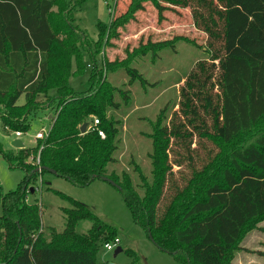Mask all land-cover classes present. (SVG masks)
I'll list each match as a JSON object with an SVG mask.
<instances>
[{"label":"trees","instance_id":"16d2710c","mask_svg":"<svg viewBox=\"0 0 264 264\" xmlns=\"http://www.w3.org/2000/svg\"><path fill=\"white\" fill-rule=\"evenodd\" d=\"M86 1L0 0V117L5 127L27 133L31 114L57 103L50 131L36 149L20 150L17 157L26 172L24 181L16 190L0 194V264H98L99 244L117 240L113 227L61 193L57 194L73 208L64 210L66 229L53 230L46 238L41 208L28 203L32 184L48 173L37 172L41 167L79 188L103 177L112 180L135 223L180 264H233L245 234L264 220V0H130L123 14H111L109 26L98 24L95 43L75 24V12ZM148 3L160 20L167 11L190 9L195 28L208 37L204 48L210 62L199 63L186 77L181 121L176 117L168 125L163 117L153 126L151 175L136 166L134 184L126 171L117 174L109 169L116 162L122 128L109 112L116 108L117 94L126 104L130 95L114 87L108 71L123 62L104 61L99 69L96 56L100 46L115 38ZM170 42H148L137 50ZM85 52L94 61L91 87L79 93L69 81L84 74ZM125 71L130 85L146 88V79L137 70L128 65ZM50 91L56 95L48 97ZM41 96L48 97L47 103L40 101ZM21 97L25 104L18 106ZM90 116L99 125L82 134L84 124L91 126ZM255 132L253 141L229 153L216 179L202 180L222 155V145ZM195 139L199 145L203 141L212 145L198 168L191 154ZM38 155L39 165L28 161ZM186 163L189 170L177 179L174 168ZM83 220L93 226L87 234H78L76 227Z\"/></svg>","mask_w":264,"mask_h":264},{"label":"rangeland","instance_id":"374dc122","mask_svg":"<svg viewBox=\"0 0 264 264\" xmlns=\"http://www.w3.org/2000/svg\"><path fill=\"white\" fill-rule=\"evenodd\" d=\"M129 3L130 0H108L107 4L103 0H87L84 6L75 12V24L89 36L91 43L98 42V24L109 26L111 23L112 15L109 10H112L115 16H119L127 10ZM54 12L57 14L58 9L55 8ZM163 17L164 19L160 20L157 9L152 4H146L145 10L137 13L135 19L120 29L115 38L100 46L101 51L96 56V65L99 69L104 67V61L123 62L114 70L108 71L114 87L128 91L130 95L126 104L117 94L114 98L116 108L109 112V116L122 124L116 162L109 169L117 174L126 171L134 184L138 177L134 171L136 166H139L148 177L151 175L153 126L163 117L164 123L168 125L176 120V117L181 121V90L185 86L186 77L199 63L210 62L204 48L207 46L208 37L195 28L190 9L167 11ZM178 37L187 40L175 39ZM166 41L171 42L163 46L146 47L142 51L137 50L148 42ZM83 65L84 74L81 77H72L69 81L70 86L79 93L86 92L91 87L89 79L94 61L88 52L83 54ZM128 65L146 79L148 84L146 88L138 83L129 84L130 78L125 71ZM103 71L106 72L105 68ZM55 95V91H50L48 97ZM48 97L41 96L39 99L47 103ZM24 104L25 99L21 97L17 105ZM56 107L57 103L52 106L46 104L43 110L31 114L29 132L23 133L21 138L25 149H36L40 140H36L35 135L40 131L47 133L50 131ZM96 120L98 119L95 116H90L87 123L91 125ZM256 134L257 132L244 134L230 145H222V155L202 180L207 182L216 179L219 170L227 163L229 153L253 141ZM15 140V133L5 127L0 117V194L16 190L26 176L17 159L20 149L12 146ZM201 143L204 145H199V139H195L192 146L196 149L191 152L196 168L207 159L208 150L212 149L211 144L205 141ZM6 154H12L11 161L6 159ZM186 164L183 168H174L177 179L180 178V172L183 174L189 170L188 163ZM30 189H34V192L29 193L28 203L37 204L41 208L42 232L46 238H50L53 230L62 233L66 229L64 210L72 209L73 205L68 199L57 194L61 193L86 205L101 222L116 231V238L120 241L117 248H121L122 252L115 256L117 248L107 250L104 247L105 243L102 242L96 251L98 264H180L175 257L162 252L151 242L147 232L135 223L119 190L111 184L97 179L90 186L79 188L63 178L45 173ZM92 226L88 220L80 221L76 232L87 234ZM236 253L233 264H264V220L245 234Z\"/></svg>","mask_w":264,"mask_h":264},{"label":"built area","instance_id":"2783aa9c","mask_svg":"<svg viewBox=\"0 0 264 264\" xmlns=\"http://www.w3.org/2000/svg\"><path fill=\"white\" fill-rule=\"evenodd\" d=\"M103 2L107 4V3H108V0H103ZM109 12L112 14V10H109ZM88 67H91V66H88ZM98 125H99V121L96 120V121H94V123L91 124V126L89 127L88 130H89V131H92V130H94V128H96ZM14 133H15L16 140H17V139L21 140V138L23 137V133H21V132H14ZM98 134H99L100 137L104 138V133H103L102 131L98 130ZM46 135H47V132H45V131H40L39 133H37V134L35 135V139H36V140H41V139H43ZM29 162H31L33 165H39V164H40V157H39V155H38V157H37L36 159H34L33 157H30V158H29ZM119 244H120V241L117 239V240H115L114 243L106 244L104 247H105V249L112 251V250H114L115 248H117Z\"/></svg>","mask_w":264,"mask_h":264},{"label":"water","instance_id":"95a60500","mask_svg":"<svg viewBox=\"0 0 264 264\" xmlns=\"http://www.w3.org/2000/svg\"><path fill=\"white\" fill-rule=\"evenodd\" d=\"M51 118V117H50ZM86 130H87V124H84L82 127H81V133L82 134H85L86 133ZM12 146L16 149H20V150H23L25 149L24 147V144L22 143L21 140L17 139L15 140L13 143H12ZM41 171H47L48 173L52 174V175H56V173L53 171V170H49L45 167H41V168H38L37 169V172H41ZM101 180L111 184L112 186H114L116 189H120L119 186L117 184H115L112 180H110L109 178H106V177H103ZM31 192L33 193L34 192V189H31ZM150 240L151 242L155 245V242L154 240L152 239V237H150ZM122 252V249L121 248H117L116 251H115V256H117L119 253Z\"/></svg>","mask_w":264,"mask_h":264}]
</instances>
